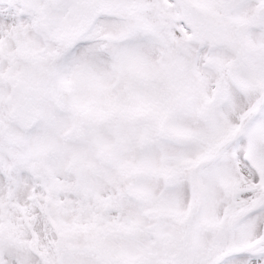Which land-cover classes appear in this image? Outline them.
I'll return each instance as SVG.
<instances>
[{"label":"snow or ice","instance_id":"snow-or-ice-1","mask_svg":"<svg viewBox=\"0 0 264 264\" xmlns=\"http://www.w3.org/2000/svg\"><path fill=\"white\" fill-rule=\"evenodd\" d=\"M0 264H264V0H0Z\"/></svg>","mask_w":264,"mask_h":264}]
</instances>
